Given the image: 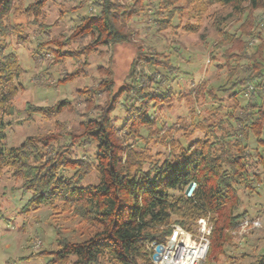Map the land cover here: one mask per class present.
Masks as SVG:
<instances>
[{"label": "trees", "instance_id": "1", "mask_svg": "<svg viewBox=\"0 0 264 264\" xmlns=\"http://www.w3.org/2000/svg\"><path fill=\"white\" fill-rule=\"evenodd\" d=\"M49 1L34 0L24 12L36 21ZM83 3H90L94 13L81 18L70 34L45 37L49 27L39 25L33 61L38 64L40 56H49L50 68L69 60L76 69L52 84L36 85L61 87L81 76L88 58L101 48L128 44L135 54L125 78L117 86L113 72L99 68L103 79L98 86L77 91V98L83 99L79 113L75 99H62L51 106L28 103L19 111L13 99L21 90L17 81L23 69L18 57L7 52V40L18 30L10 27L7 19L22 6V0H0V175L8 172L20 181L16 189L23 196L29 194L21 212L46 208L51 217L66 215L85 227V238L73 242L53 224L55 249L37 255H49L48 264H154L146 248L149 243L162 242L171 225L195 234L198 221L207 219L211 229L203 264L217 262L246 217L245 212H239L240 192L252 196L264 187L260 151H264V24L249 17L264 9V0ZM213 5L230 9L239 18L247 13L237 33L218 28L220 39L215 48H227L224 57L229 61L226 82L214 91L202 85L180 95L182 92L176 91L179 67L170 54L135 41L134 22L151 20L160 31L173 27L175 20H183L185 12L200 18L203 10ZM196 29L183 26L186 32ZM17 37L19 44L25 43L24 37ZM82 39L89 43L70 49ZM50 68L42 74L52 78ZM200 94L211 100L215 118L227 110L222 113L224 119L209 123L197 117L179 129L159 121L163 109L184 96L194 95L195 99ZM101 97L104 101L97 103ZM226 101L231 103L229 108ZM65 112L80 117L75 129L68 130L56 120ZM15 113L25 115L27 121L33 116L56 120L55 127L51 132L26 137L19 146L7 147L8 119ZM153 146H160L164 153H152ZM87 147H94L91 159L78 158L75 149L85 152ZM92 172L96 183H85ZM191 183L195 189L186 197ZM255 264H264V254Z\"/></svg>", "mask_w": 264, "mask_h": 264}, {"label": "rangeland", "instance_id": "2", "mask_svg": "<svg viewBox=\"0 0 264 264\" xmlns=\"http://www.w3.org/2000/svg\"><path fill=\"white\" fill-rule=\"evenodd\" d=\"M33 1L22 0V6L12 11L7 19V24L10 27L17 26L18 30L7 40V52L14 53L18 57L23 69L17 81L21 85V90L14 97L13 105L16 110L21 111L28 103L51 106L62 99H75L73 104L76 113L82 112L83 99L77 98V91L98 86L103 79L99 68H109L119 86L126 76L135 49L128 44L114 48L103 47L88 58V67L85 72L73 81L54 88L37 86L36 84L41 83L52 84L56 79L76 69V65L69 60L50 68L49 56H40L38 64L33 61L31 56L39 42V25L44 24L47 28L49 27L45 37L68 35L81 18L89 16L94 11L90 3L80 4L82 0H51L46 3L40 17L35 21L32 14L24 12V7ZM121 1L131 2V0ZM185 13L183 20H175L173 27L160 31L155 30L151 20H137L133 26L136 30L135 41L142 43L145 47H152L159 53L171 55L173 63L179 67L176 91L182 92L180 95H187L191 90L194 91L202 85L214 91L226 82L228 75L226 65L229 62L224 57L226 54L224 50L227 48H215V44L220 39L218 28L223 27L229 33H237L236 30L245 21L247 13L239 18L230 9L219 5L208 6L203 10L200 18H191ZM249 17L255 19L256 23L264 24V9L250 13ZM185 25H193L197 29L186 32L183 30ZM17 34L24 37L22 40L25 43L19 44ZM88 43V39H82L72 44L70 49L77 50ZM175 55L178 56L176 61L174 60ZM47 66L50 68L48 72L53 75L52 78L42 74ZM193 97L194 95L188 98L184 96L183 100L174 102L172 107L163 109L159 114V121L179 129L180 125L196 121L197 117L208 119L209 123L224 119L222 113H226L227 110L224 109L220 114L216 113L215 118L210 99L201 94L195 99ZM103 101L102 97L97 99V103ZM225 104L228 108L231 106L228 101ZM76 113L65 112L56 120L64 124L68 130L75 129L80 121ZM24 118L25 115L15 113L11 119H8L11 126L6 131L7 147L19 146L28 136L51 132L56 123V120H46L40 116H33L30 121ZM216 132L214 128V133ZM94 151V147H87L85 152L81 148L75 149L78 158L88 157L89 160ZM260 151L264 157V151ZM156 152L164 153V150L160 146H153L152 153ZM96 181V175L92 172L85 183L95 184ZM19 186L20 181L11 178L8 172L0 175V264H48L50 256L37 255V253L55 249L56 234L52 227L53 224L61 227L62 234L69 241L80 242L85 238V227L79 224L77 219L66 215L51 217V212L46 208H41L39 212H21L29 194L23 196L16 189ZM240 194L242 207L239 212H245L246 217L234 233L231 245L225 248V255L213 264H231V261L234 264H255L256 259L264 254V187L258 190V194L252 196H248L244 191ZM203 220L211 229L207 223L208 220ZM197 229L198 226L195 228V234ZM204 261L205 258L200 264Z\"/></svg>", "mask_w": 264, "mask_h": 264}, {"label": "built area", "instance_id": "3", "mask_svg": "<svg viewBox=\"0 0 264 264\" xmlns=\"http://www.w3.org/2000/svg\"><path fill=\"white\" fill-rule=\"evenodd\" d=\"M210 229L203 219L198 221L196 234L172 225L170 234L162 242H151L146 248L154 264H200L207 253Z\"/></svg>", "mask_w": 264, "mask_h": 264}, {"label": "water", "instance_id": "4", "mask_svg": "<svg viewBox=\"0 0 264 264\" xmlns=\"http://www.w3.org/2000/svg\"><path fill=\"white\" fill-rule=\"evenodd\" d=\"M194 189H195V184H194V183H191V184L186 188V190H185V193H184L185 196H186V197H191V195H192ZM152 260H153V261H157V260H158V257H157V256H153V257H152Z\"/></svg>", "mask_w": 264, "mask_h": 264}]
</instances>
